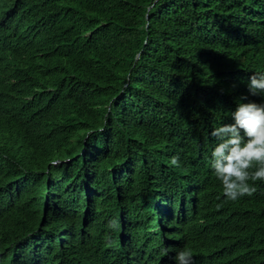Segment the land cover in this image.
<instances>
[{
  "label": "trees",
  "instance_id": "trees-1",
  "mask_svg": "<svg viewBox=\"0 0 264 264\" xmlns=\"http://www.w3.org/2000/svg\"><path fill=\"white\" fill-rule=\"evenodd\" d=\"M9 55L46 73L0 97V264H264V181L211 167L264 0H0V88Z\"/></svg>",
  "mask_w": 264,
  "mask_h": 264
},
{
  "label": "clouds",
  "instance_id": "clouds-1",
  "mask_svg": "<svg viewBox=\"0 0 264 264\" xmlns=\"http://www.w3.org/2000/svg\"><path fill=\"white\" fill-rule=\"evenodd\" d=\"M19 60L12 55L3 58L1 98L27 92L39 76L46 73L43 67L31 62L30 71L26 67L18 71ZM249 81V93L264 97V74H253ZM232 120L234 123L216 127L211 132L218 142L212 152L211 167L222 183L224 196L236 201L256 192V188L249 184L250 180L264 181V103H239L232 113ZM171 164L179 167V157H172ZM177 260L179 264H192L191 251L179 252Z\"/></svg>",
  "mask_w": 264,
  "mask_h": 264
},
{
  "label": "bare ground",
  "instance_id": "bare-ground-1",
  "mask_svg": "<svg viewBox=\"0 0 264 264\" xmlns=\"http://www.w3.org/2000/svg\"><path fill=\"white\" fill-rule=\"evenodd\" d=\"M30 124V123H29ZM190 202V201H189ZM165 204V203H164ZM163 224V223H162ZM175 227V226H174ZM182 232V231H181ZM175 236V235H174ZM178 236V235H177ZM179 238H180V236H179ZM177 246V245H176ZM174 247V246H173ZM133 259V258H132ZM132 264V263H131Z\"/></svg>",
  "mask_w": 264,
  "mask_h": 264
}]
</instances>
